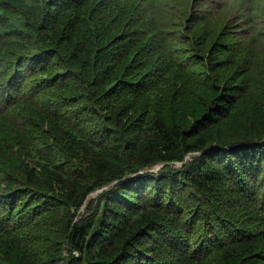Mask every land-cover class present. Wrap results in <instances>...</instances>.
<instances>
[{"label":"trees","instance_id":"1","mask_svg":"<svg viewBox=\"0 0 264 264\" xmlns=\"http://www.w3.org/2000/svg\"><path fill=\"white\" fill-rule=\"evenodd\" d=\"M20 259L264 264V0H0V264Z\"/></svg>","mask_w":264,"mask_h":264},{"label":"rangeland","instance_id":"2","mask_svg":"<svg viewBox=\"0 0 264 264\" xmlns=\"http://www.w3.org/2000/svg\"><path fill=\"white\" fill-rule=\"evenodd\" d=\"M206 5H208L205 1H204V3H202V9H206V8H208V6H206ZM204 6V7H203ZM213 14H215V18L214 17H212L213 16ZM234 15H235V12H234V10H231L230 12H226V13H224L223 15L221 14L220 15V13H219V15H217L214 11H212V14L209 16V18L211 19V18H213L212 20L214 21V22H217V25H219L220 26V28L221 27H223L224 25H225V21H227V20H229L230 22L228 23V29L229 30H232L233 29V25H232V22L234 21ZM227 26V25H226ZM234 26H236V25H234ZM206 29H207V27H206ZM214 51H216L215 50V48L213 49V48H211L210 49V54H213V53H215ZM209 53V52H208ZM198 152H192V153H189V154H187L186 156H188L187 157V159H189L190 158V156L191 155H195V154H197ZM181 162H175V166H180L181 164H180ZM162 164H157V165H155L154 167H153V169L152 170H155V169H157V168H159L160 166H161ZM109 186V185H108ZM108 186H106V187H103V188H97V189H95V190H93L89 195H88V198L87 199H89V198H96L97 196H98V194H99V192H101L103 189H105V188H107ZM84 208V207H83ZM83 208L81 209V210H83ZM64 254L66 255L67 253H66V251H64ZM19 261V264H26V262L23 260H18Z\"/></svg>","mask_w":264,"mask_h":264},{"label":"water","instance_id":"3","mask_svg":"<svg viewBox=\"0 0 264 264\" xmlns=\"http://www.w3.org/2000/svg\"><path fill=\"white\" fill-rule=\"evenodd\" d=\"M187 157H188V156L185 157L184 161L187 159ZM184 161H182L180 164L182 165V163H183ZM157 169H158V168H157ZM157 169H155V170H157ZM113 183H114V182H113Z\"/></svg>","mask_w":264,"mask_h":264}]
</instances>
